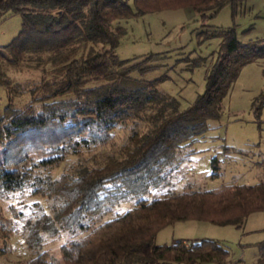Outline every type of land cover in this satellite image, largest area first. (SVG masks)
Masks as SVG:
<instances>
[{
    "label": "trees",
    "instance_id": "1",
    "mask_svg": "<svg viewBox=\"0 0 264 264\" xmlns=\"http://www.w3.org/2000/svg\"><path fill=\"white\" fill-rule=\"evenodd\" d=\"M243 1L0 0V19L9 11L21 16L16 35L0 45V87L6 96L0 102V194L27 190L56 199L53 214L29 221L26 244L32 254L9 264H234L217 239L155 243L156 233L184 219L238 225L249 213L264 210V178L142 196L195 152L192 143L210 128L208 119L219 117L241 67L264 57V36L240 40L235 26L201 30L204 38L220 41L210 53L214 59L205 71L204 90L183 108L157 86L166 74L132 76L134 70L161 65L157 60L164 55L120 58L116 48L126 31L121 18L192 6L205 19L227 3L234 8ZM253 104L259 117L264 85ZM124 124L128 132L120 145L97 156L93 150L112 143L114 129ZM70 154L81 160L67 165ZM211 162L219 167L216 155ZM129 200L136 201L103 217ZM12 228L11 218L0 211V253ZM44 230L86 232L63 241L58 258L39 248ZM256 243L260 254L251 264H264V237Z\"/></svg>",
    "mask_w": 264,
    "mask_h": 264
},
{
    "label": "rangeland",
    "instance_id": "2",
    "mask_svg": "<svg viewBox=\"0 0 264 264\" xmlns=\"http://www.w3.org/2000/svg\"><path fill=\"white\" fill-rule=\"evenodd\" d=\"M119 22L126 27L116 48L120 58L150 53L164 55L157 60L161 65L143 72L134 70L132 76L153 79L166 74L164 79L158 81L157 86L176 96L183 108L204 90L205 71L214 59V54L210 53L216 51L220 41L219 37L204 38L201 30L214 26H235L240 40L263 37L264 0H245L234 8L227 3L215 15L205 19L192 6H184L121 18ZM20 25V14L16 11L7 12L0 19V45L10 41ZM196 58L197 63H193ZM263 66L264 57H260L241 67L222 99L219 117L208 119L210 128L192 143L195 152L170 171L165 183L150 188L143 198L151 199L180 192L187 187L211 188L222 183H252L264 178V106L257 117L253 104L255 95L264 85ZM32 72L15 71L21 76ZM4 93L0 87V102L5 100ZM127 132L125 124L115 128L113 142L98 146L93 151L96 150L95 154L100 156L116 149ZM91 154L92 152L87 153L88 158ZM214 155L219 157L218 168L211 162ZM68 159L67 165H75L81 160L78 154H70ZM92 159L94 160L93 157ZM134 201L116 204L103 217L110 218L123 212ZM55 203L56 199L52 196L31 194L27 190L10 196L0 194V211L13 221L12 234L5 245L6 251L0 253V264H9L17 258L32 254L26 244L29 221L39 219L44 212L53 214ZM84 232L86 231L60 230L59 233L52 234L44 230L39 248H45L60 258V244ZM202 237L222 241L229 249L230 262L234 264L256 262L260 254V247L256 242L264 237V210L249 213L238 225L198 219L178 220L160 228L156 233L155 243Z\"/></svg>",
    "mask_w": 264,
    "mask_h": 264
}]
</instances>
